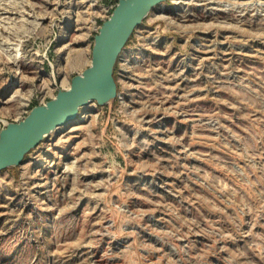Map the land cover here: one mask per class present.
<instances>
[{
  "label": "rangeland",
  "instance_id": "1",
  "mask_svg": "<svg viewBox=\"0 0 264 264\" xmlns=\"http://www.w3.org/2000/svg\"><path fill=\"white\" fill-rule=\"evenodd\" d=\"M118 1L0 0V129L70 87ZM115 78L0 172V264H264V0H168Z\"/></svg>",
  "mask_w": 264,
  "mask_h": 264
},
{
  "label": "water",
  "instance_id": "2",
  "mask_svg": "<svg viewBox=\"0 0 264 264\" xmlns=\"http://www.w3.org/2000/svg\"><path fill=\"white\" fill-rule=\"evenodd\" d=\"M168 0H119L110 17L94 37L91 64L72 78L70 87L34 106L17 122H7L0 131V172L20 166L26 156L58 128L70 125L82 108L105 106L118 95L115 70L136 29Z\"/></svg>",
  "mask_w": 264,
  "mask_h": 264
},
{
  "label": "bare ground",
  "instance_id": "3",
  "mask_svg": "<svg viewBox=\"0 0 264 264\" xmlns=\"http://www.w3.org/2000/svg\"><path fill=\"white\" fill-rule=\"evenodd\" d=\"M176 3L178 4L179 2L176 1ZM158 8H160V9L164 8V3H163V4H160V5L157 7V9H158ZM176 8H177V7H176ZM13 63H14V62H13ZM68 88H69V87H68ZM66 89H67V88H66ZM89 116H90V115H89ZM79 118H80V117H79ZM79 118H77V119L74 121V123H75L76 121H77L76 123H78V120H81V119H79ZM76 123H75V124H76ZM75 124H74V125H75ZM67 126H71V125H65V126H62V127L58 128V129H59V130H60V129H64V128L67 127ZM79 126H80V125H79ZM76 128H77V126H76ZM98 261H100V260H98ZM101 261H102V260H101ZM103 261H104V260H103ZM100 263H101V262H100ZM105 264H106V263H105Z\"/></svg>",
  "mask_w": 264,
  "mask_h": 264
},
{
  "label": "built area",
  "instance_id": "4",
  "mask_svg": "<svg viewBox=\"0 0 264 264\" xmlns=\"http://www.w3.org/2000/svg\"><path fill=\"white\" fill-rule=\"evenodd\" d=\"M6 123H7V122H6ZM6 123H4V126H5ZM4 126H3V127H4ZM3 127H2V128H3ZM2 128H1V129H2ZM1 129H0V131H1Z\"/></svg>",
  "mask_w": 264,
  "mask_h": 264
}]
</instances>
